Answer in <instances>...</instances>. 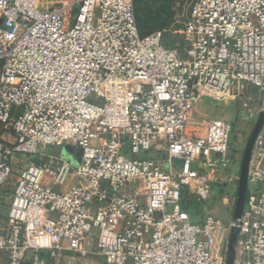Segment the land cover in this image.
I'll list each match as a JSON object with an SVG mask.
<instances>
[{"label": "built area", "instance_id": "2783aa9c", "mask_svg": "<svg viewBox=\"0 0 264 264\" xmlns=\"http://www.w3.org/2000/svg\"><path fill=\"white\" fill-rule=\"evenodd\" d=\"M182 33L184 47L166 46L162 31L141 37L134 0H0V215L18 174L0 217L11 264L29 254L40 264L39 253L227 264L234 223L195 221L183 191L209 201L193 165L231 162V123L196 125L200 101H239L256 122L264 113V0H193ZM48 146L78 149L79 164ZM247 183L264 187V123ZM236 225L234 264H264V191L252 189Z\"/></svg>", "mask_w": 264, "mask_h": 264}, {"label": "rangeland", "instance_id": "374dc122", "mask_svg": "<svg viewBox=\"0 0 264 264\" xmlns=\"http://www.w3.org/2000/svg\"><path fill=\"white\" fill-rule=\"evenodd\" d=\"M57 1V0H54ZM136 1V8L139 9L138 15L141 20L142 25L152 30V32L156 31H162L165 38V44L169 47H184L186 44V38L183 35V29H184V23L186 21V18L188 16L190 6L192 5L193 0H135ZM41 8H45L46 3H41L39 5ZM76 13V12H75ZM74 13V14H75ZM154 21H160L158 28L155 27ZM89 102L102 105L103 100L98 99L96 97H91ZM199 108L205 107L208 108L211 111L208 112H200L199 110H195V119L194 123L204 129L206 127V124L208 121L216 118H221L225 121H228L231 123L233 127V132L231 135V152H230V167L228 170L223 171L227 172L230 171L233 167L236 169L238 166V169H241V160L240 156L243 154L247 143L252 135L254 125L256 124V121L249 120L247 118L246 113L243 110H240L241 104L239 101H235L233 99H229L226 102H223L221 96L217 94L216 97H214V100L211 99H203L199 102L197 105ZM196 106V109H198ZM5 139H8L6 137ZM125 141L127 143L129 142V139L126 138ZM45 150L46 154H53L55 156H66L70 159V161L77 166L79 162H76L75 158H71L70 155L64 153V148H56L48 146ZM130 147H128V151ZM75 152L78 151V149H74ZM140 158L147 159L152 158V154H141ZM38 163H45L48 161V159H36ZM237 164V165H236ZM194 170H198V165H193ZM240 171V170H239ZM17 173L14 174L13 178V184L6 187L7 189L1 194V201L3 207L1 208V220L6 222L7 214H8V207L10 204V200L12 198L13 192L15 190L14 182L17 178ZM229 175V174H227ZM228 178V177H227ZM44 182L48 183V177L44 178ZM251 190L259 188L260 190L264 191V187H257V186H250ZM185 190L183 191V202L189 204L191 207H197V205H200V203H197L196 200L193 198L194 195L190 193L188 190L187 192L190 193V195H187L185 197ZM228 193V192H227ZM233 191L229 192V195L231 197H234ZM196 205V206H195ZM190 212V211H189ZM191 213V212H190ZM222 213H224V216L233 218V214L231 215L228 211L223 209ZM224 222V221H223ZM229 225V224H225ZM97 233L96 230H93L92 234L88 236V239L86 241L88 249L90 248V245H93L94 242V235ZM236 256V254H235ZM47 260L51 264H104L102 259L96 256H89L87 258L79 257L76 254L73 253H66L61 258L51 261L47 258ZM235 261V260H234ZM0 264H11L8 257L4 253H0ZM21 264H34V262L31 260V254L25 255L23 258V261Z\"/></svg>", "mask_w": 264, "mask_h": 264}, {"label": "crops", "instance_id": "0c3cea01", "mask_svg": "<svg viewBox=\"0 0 264 264\" xmlns=\"http://www.w3.org/2000/svg\"><path fill=\"white\" fill-rule=\"evenodd\" d=\"M197 108L198 109L196 110H199L200 112L211 111L208 108H205L204 106L201 108L197 106ZM245 150L243 154L240 156L241 164L243 163ZM195 165H198V170H201L203 173L207 175V178L209 179L208 185L211 189L212 195L209 201L205 203H201L200 205H197V207H191L189 204H187V208L191 212L193 219L195 221L200 222L203 221L207 216H213L224 221L225 224L232 223L233 218L231 219L230 217L224 216V213H222V211L223 209H225L231 215L234 214L237 195L238 193H240L241 186L243 184L242 172H241L242 165H241V169H238L237 166L236 169L233 167L230 171L223 172V170L221 169V159L220 157L217 156L205 160L202 165L200 164H195ZM227 177H232L234 179L233 182L230 183L227 180ZM244 189L247 199V197H249L250 194H252V190L248 183L246 184V187ZM230 191L231 192L233 191V193H235L234 197H231L229 195ZM186 194L190 195V193H188L187 190H185V197L187 196ZM193 198L195 199V197Z\"/></svg>", "mask_w": 264, "mask_h": 264}, {"label": "water", "instance_id": "95a60500", "mask_svg": "<svg viewBox=\"0 0 264 264\" xmlns=\"http://www.w3.org/2000/svg\"><path fill=\"white\" fill-rule=\"evenodd\" d=\"M263 123H264V113L259 117L258 121L256 122L252 135L249 139L248 145L245 150L243 163H242V169H241L243 184L241 186L240 193H238L237 195L236 207H235V211L233 214L234 226L232 227V231H231L230 247H229V252L227 256V264H234L235 262L234 261L235 254H236L235 243H236L237 236L239 233V229L236 224L242 216V212H243L245 201H246V193H245L244 188L246 187V184H247L248 165H249L252 148H253L255 139L263 126ZM64 153L73 157L74 150L71 147H66Z\"/></svg>", "mask_w": 264, "mask_h": 264}, {"label": "trees", "instance_id": "16d2710c", "mask_svg": "<svg viewBox=\"0 0 264 264\" xmlns=\"http://www.w3.org/2000/svg\"><path fill=\"white\" fill-rule=\"evenodd\" d=\"M134 5H135L136 18H137V26H138V30H139L140 36H141V37H145V36H147V35H149V34H151V33H153V32H152V30L147 29V28H145V27L142 25L141 20H140L139 15H138V11H139V9L136 8V1H135V0H134ZM159 22H160V21H154V24H155V27H156V28H158ZM185 209L188 210V208H187V203H186V205H185ZM39 257H40V264H51V263L47 260L48 256H47L45 253H39ZM48 259H49V258H48Z\"/></svg>", "mask_w": 264, "mask_h": 264}]
</instances>
